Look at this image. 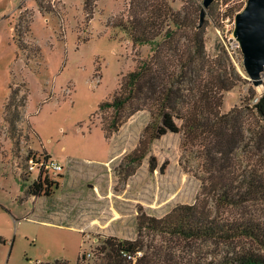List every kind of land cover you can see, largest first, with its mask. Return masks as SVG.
<instances>
[{"label":"rangeland","instance_id":"1","mask_svg":"<svg viewBox=\"0 0 264 264\" xmlns=\"http://www.w3.org/2000/svg\"><path fill=\"white\" fill-rule=\"evenodd\" d=\"M166 1L202 31L215 75L175 74L182 113L209 91L225 117L152 139L149 109L128 115V106L115 127L106 104L154 53L155 42L134 43L123 28L130 0H90L88 8L86 0H0V264H102L109 237L140 236L162 264H203L237 246L138 232L141 215L160 218L181 204H201L225 223L264 225V201L226 206L217 198L248 179L264 185V127L254 108L264 76L253 84L233 34L247 0H214L201 27L203 0ZM49 160L63 169L39 168ZM40 175L50 195L28 194Z\"/></svg>","mask_w":264,"mask_h":264},{"label":"trees","instance_id":"2","mask_svg":"<svg viewBox=\"0 0 264 264\" xmlns=\"http://www.w3.org/2000/svg\"><path fill=\"white\" fill-rule=\"evenodd\" d=\"M89 4L90 0H86L87 8ZM129 10L131 18L126 20L123 28L129 33L131 40L144 45L155 42V48L153 55L128 74L113 101L106 102L116 113L111 125L116 127L120 123L119 114L128 106V115L139 109H149L152 112L155 119L150 126L152 139L160 138L169 131L177 133L182 127L194 134L205 126L206 121L209 123L212 117L224 119L225 115H219V111L213 110L217 103L212 101L215 96L209 94V91L201 92L195 105L186 113H182L179 105L185 100L177 85L183 77L178 75H191L195 69L199 72L198 76L205 73L207 76L212 66H206L208 60L202 31L193 30L188 22L189 17L183 16L180 9L168 5L166 0H161V3L160 0H130ZM185 32L190 35L187 34L189 37L186 43H181L180 38ZM208 76L215 77L212 72ZM233 86L226 85L223 89L230 90ZM254 108L264 127V95L254 103ZM176 119H181L183 124L179 126ZM46 184V179H42L40 175L30 185L27 193L36 196L50 195L51 190ZM220 190L217 198L226 206H238L254 199L264 201V185L256 178L248 179L240 192L226 188ZM144 229L161 236L189 241L204 239L235 242L239 246L237 250L235 246L225 256L205 260L203 264H264L262 223L251 220L225 223L212 216L208 208L201 204L178 205L160 218L143 214L138 217V232ZM144 245L140 236L125 240L109 237L100 246L105 260L102 264H162L144 251ZM139 252H143L141 257H138ZM37 264H68V261L57 259L52 263L46 261Z\"/></svg>","mask_w":264,"mask_h":264},{"label":"water","instance_id":"3","mask_svg":"<svg viewBox=\"0 0 264 264\" xmlns=\"http://www.w3.org/2000/svg\"><path fill=\"white\" fill-rule=\"evenodd\" d=\"M214 0H203L200 10L201 27L208 8ZM244 56L243 64L255 86L263 83L264 76V0H247L246 6L236 14L233 32Z\"/></svg>","mask_w":264,"mask_h":264},{"label":"built area","instance_id":"4","mask_svg":"<svg viewBox=\"0 0 264 264\" xmlns=\"http://www.w3.org/2000/svg\"><path fill=\"white\" fill-rule=\"evenodd\" d=\"M43 167L46 169L54 170V172H60L63 169V167L54 160L44 161L40 163L39 168L42 169Z\"/></svg>","mask_w":264,"mask_h":264}]
</instances>
